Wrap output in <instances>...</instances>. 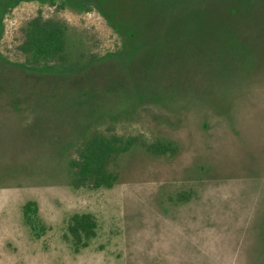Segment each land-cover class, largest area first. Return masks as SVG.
I'll list each match as a JSON object with an SVG mask.
<instances>
[{"label":"rangeland","instance_id":"obj_1","mask_svg":"<svg viewBox=\"0 0 264 264\" xmlns=\"http://www.w3.org/2000/svg\"><path fill=\"white\" fill-rule=\"evenodd\" d=\"M54 1L0 0V264H264V0ZM37 15L99 59L19 64ZM104 121L179 153L134 148L118 184L73 189L67 152ZM75 213L98 226L77 253Z\"/></svg>","mask_w":264,"mask_h":264},{"label":"trees","instance_id":"obj_2","mask_svg":"<svg viewBox=\"0 0 264 264\" xmlns=\"http://www.w3.org/2000/svg\"><path fill=\"white\" fill-rule=\"evenodd\" d=\"M54 6V0H48ZM62 8L64 0H58ZM68 26L59 20L37 15L21 29V41L17 46L23 57L19 63L33 70L57 69L61 72H79L99 57L91 51L79 47L72 51ZM18 64V63H17ZM118 123L104 121L90 129L88 134L73 144L67 152L69 185L73 189H110L118 184L115 170L121 157L132 149L140 148L152 156L175 158L179 146L157 138H147L141 133L120 136L114 128ZM37 213L36 203L29 201L23 206V216L27 224L35 230L33 217ZM97 222L91 214L75 213L69 217L64 238L74 253L86 248L96 236Z\"/></svg>","mask_w":264,"mask_h":264}]
</instances>
